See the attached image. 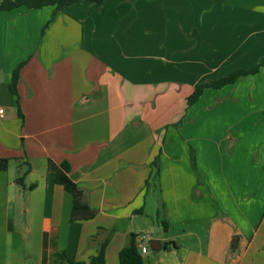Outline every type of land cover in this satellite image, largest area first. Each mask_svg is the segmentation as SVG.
Here are the masks:
<instances>
[{"label":"crops","instance_id":"crops-1","mask_svg":"<svg viewBox=\"0 0 264 264\" xmlns=\"http://www.w3.org/2000/svg\"><path fill=\"white\" fill-rule=\"evenodd\" d=\"M53 12H0V264H58L60 252L87 262L106 240L104 264H120L144 233V264H264V65L168 124L145 105L264 62V0L82 2L45 28ZM24 61L20 116L9 83ZM50 159L70 165L94 219L70 220L73 196Z\"/></svg>","mask_w":264,"mask_h":264},{"label":"trees","instance_id":"trees-1","mask_svg":"<svg viewBox=\"0 0 264 264\" xmlns=\"http://www.w3.org/2000/svg\"><path fill=\"white\" fill-rule=\"evenodd\" d=\"M82 2H91L96 6H100L105 2V0H0V12L13 11L20 7H26L28 9H42L45 7H54L52 18L48 21L45 26V28H47L50 24L55 21L57 14L59 12H64L67 6ZM25 63V61L21 62L13 70L9 83L10 91L15 97L17 111L20 116H22V112L20 108V99L18 94V83L21 77V69L25 65ZM263 65L264 62L254 68L237 69L218 79L200 82L197 86L194 87L193 92L188 97L187 108H190L194 104H196L201 98V96L204 94L206 89L211 88L215 90H221L225 86L233 85L243 78L258 74ZM181 121L182 120H179L175 123V125L179 127L182 123ZM9 162L10 159L8 158H0V170L6 171L8 169ZM25 163L26 170L16 178V182L22 186H24L25 179L32 170L30 163L28 161H26ZM190 163L192 169L197 175L198 183L201 184V182H203L202 174L198 170L196 154L192 147L190 148ZM153 166L156 168L153 172L156 177L151 180V175L150 179L146 180V187L151 185L152 183L155 186V180L159 172L158 156L154 159ZM70 169L71 167L67 162H64L62 164H56L51 159L48 161V171L54 173L55 182L61 184L65 188V190L73 196V207L70 220L72 222H75L94 219L97 216L98 211L90 206V204L86 200L84 191L70 179ZM34 187L35 185L29 186L28 189H33ZM139 237L140 236L137 234L130 235L128 244L119 253L120 264H144L142 252L139 249L137 241ZM108 242L109 240L104 241L100 245L97 255L93 256L87 262L69 260L65 252H60L57 254L58 264H104L106 260V249L108 246Z\"/></svg>","mask_w":264,"mask_h":264},{"label":"rangeland","instance_id":"rangeland-1","mask_svg":"<svg viewBox=\"0 0 264 264\" xmlns=\"http://www.w3.org/2000/svg\"><path fill=\"white\" fill-rule=\"evenodd\" d=\"M164 97L165 98H161L160 100H155L154 102L151 101L150 103H146L145 105H146V108H149V106H151L152 108H153V106L158 107L159 112L156 113L155 119L156 118L160 119L161 123L166 121L165 124H168L171 120L172 115L175 113V111H178L179 109H181V107H183L185 105V103L187 102L188 98L187 99L182 98L183 100H181V102H180V101H178L179 97H178V100H174V96H172V95H167ZM151 168H152V170L156 169L153 166V162L151 163ZM155 177H156L155 174L152 173L151 180H153V178H155ZM153 186L154 185L152 184L150 187H153ZM150 210H151V208H148V211H150ZM148 214H149V212H147V214L145 215L146 218H147V216H151V214H149V215ZM150 218H151V221H149V222H151V223H149L147 221L148 224H152L154 222L156 226H159L158 224H156V222L158 221L156 216H151ZM160 226H161L160 229L154 233L155 235H157L158 231L163 232L162 225H160ZM156 229H158V228H156ZM163 233H165V232H163Z\"/></svg>","mask_w":264,"mask_h":264},{"label":"water","instance_id":"water-1","mask_svg":"<svg viewBox=\"0 0 264 264\" xmlns=\"http://www.w3.org/2000/svg\"><path fill=\"white\" fill-rule=\"evenodd\" d=\"M238 239H239V237L237 235L233 236V238H232L231 249L233 251H235L236 248H237ZM150 243H151V249L153 251H159V250H161L162 243H161L160 240H158V239H152Z\"/></svg>","mask_w":264,"mask_h":264},{"label":"built area","instance_id":"built-area-1","mask_svg":"<svg viewBox=\"0 0 264 264\" xmlns=\"http://www.w3.org/2000/svg\"><path fill=\"white\" fill-rule=\"evenodd\" d=\"M0 114H3V110L0 111ZM145 235H146V233L141 234V235H139L140 236L139 238L143 239L145 237ZM140 250H141L142 253H146L147 252V247L146 246H141Z\"/></svg>","mask_w":264,"mask_h":264}]
</instances>
